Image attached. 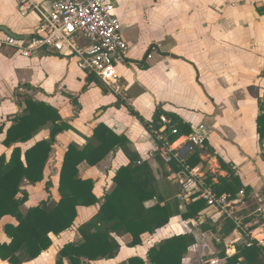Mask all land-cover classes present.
I'll return each mask as SVG.
<instances>
[{
	"label": "crops",
	"instance_id": "1",
	"mask_svg": "<svg viewBox=\"0 0 264 264\" xmlns=\"http://www.w3.org/2000/svg\"><path fill=\"white\" fill-rule=\"evenodd\" d=\"M114 3L129 52L126 62L118 67L116 82L110 86L97 78L90 83L89 75L72 58L50 51L25 58L13 48L0 46V127L4 126L0 134V158L4 156L9 161L14 148L25 152L49 138L45 130L26 144L10 148L3 144L12 121L23 113L24 107L20 105L23 96L29 95L57 109L73 127L58 136L45 180L24 186L29 200L21 211L25 214L48 199V182L52 183L53 199L60 201V173L65 154L70 145L85 147L100 125L126 137L130 151L150 166L162 203L177 200L185 211L191 201L180 199L183 178L158 156L161 137L157 140L132 114L134 111L151 123L156 112L162 110L163 116H173L191 129L204 125L211 131L205 150L198 154L201 161L195 167L201 168L206 182L211 175L214 183H218V176H229L219 160L230 164L243 185L251 189L249 201L243 202L237 214L243 217L264 214V152L259 130L264 121L260 103L264 89V0H114ZM43 6L49 10L48 3ZM39 25V14L22 18L15 0H0V31L31 39L37 35ZM38 64L59 70L52 72V77L39 69ZM55 75L59 76L57 81L53 80ZM165 129L167 125L161 132ZM179 138L173 142L176 146L185 141ZM185 155L187 160L193 156ZM129 164L121 149L113 151L97 166L82 163L80 178L94 181V194L101 203L79 207L74 226L59 236L51 234L52 247L25 264H57L64 246L81 240L79 228L99 212L105 196L115 188L117 172ZM209 165L211 169L206 174ZM156 204L158 199L147 202L146 207ZM201 218L204 219L199 222ZM200 219L174 217L166 227L144 234L142 245L137 247L130 246L131 235H114L121 246L118 255L92 264H129L135 257L148 262L149 251L162 241L191 232L197 243L184 257L183 264L222 260L223 253L227 261L219 264H227L237 254L238 247L245 244L246 237L233 231L223 238L222 218L213 209L205 211ZM206 222L213 227L219 225L218 234L204 232L202 225ZM247 224L264 230L258 219ZM7 225L17 226L18 222L10 216L2 219L1 244L10 242L5 233ZM218 245L224 246V252L221 253ZM0 264L10 263L0 259ZM64 264L71 262L65 259Z\"/></svg>",
	"mask_w": 264,
	"mask_h": 264
},
{
	"label": "trees",
	"instance_id": "2",
	"mask_svg": "<svg viewBox=\"0 0 264 264\" xmlns=\"http://www.w3.org/2000/svg\"><path fill=\"white\" fill-rule=\"evenodd\" d=\"M95 79V76L89 75L90 83ZM20 105L24 107L23 113L12 121L13 125L8 129L3 144L8 148L16 144H26L45 130L49 132V138L37 142L25 152L21 148H14L9 161L4 156L0 158V222L7 216L15 218L18 222L17 226L5 227L10 242L0 243L2 261L25 264L36 260L52 247L51 234L59 236L74 226L79 207H94L100 204V200L94 194V181L81 179L79 166L85 162L97 166L116 149H121L125 153L130 164L117 172L114 190L105 196L99 212L79 228L81 240L64 246L60 251L57 264H64L65 259L71 264H92L112 260L121 248L114 235L119 237L131 235L130 246L137 247L142 245L141 238L144 234H153L166 227L172 218L181 216L184 220H199L205 211L209 210L205 201L195 197L186 204L185 211L181 210L177 200L163 204V200L159 198L157 180L150 166L130 151L126 137L118 136L108 127L100 125L96 128L93 138L88 139L85 147L70 145L65 154L60 173V201L56 202L53 199L50 192L52 183L48 182L46 184L48 199L24 214L21 209L29 200V194L24 190V186L35 185L45 180V171L52 159L58 136L73 130V127L62 118L57 109L38 102L29 95L22 97ZM132 114L157 140L161 137L158 140L159 146L165 143L172 144L180 136L192 132L191 127H187L173 116H167L170 123L167 129L161 132V128L165 126L160 125L161 117L165 114L162 110L156 112L151 123H146L134 111ZM174 129H177V134L173 133ZM3 130L4 126H1L0 134ZM259 130L263 140L264 121L260 123ZM200 161L198 154H195L188 159L186 166L194 168ZM219 164L229 176H218V183H214L213 177L208 175L207 185L218 195H227L229 199H234L243 192V201H249L251 189L243 185L234 168L223 160H219ZM171 166L175 171L182 170L180 164L174 163ZM155 199H158V204L147 208L146 203ZM242 215L238 214L245 224L256 219L264 224V214L250 217ZM219 227V225L213 227L209 222L202 225L204 232L213 231L217 234ZM234 229L235 224L232 220H222L220 234L223 238L228 237ZM196 243L197 239L193 232L174 236L152 248L148 253V262L135 257L129 260V264H183L184 257ZM218 247L221 253L224 252L223 245ZM220 257L225 258L226 254L223 253ZM227 264H264V253L257 246L249 248L243 244L238 247L237 254L228 259Z\"/></svg>",
	"mask_w": 264,
	"mask_h": 264
},
{
	"label": "built area",
	"instance_id": "3",
	"mask_svg": "<svg viewBox=\"0 0 264 264\" xmlns=\"http://www.w3.org/2000/svg\"><path fill=\"white\" fill-rule=\"evenodd\" d=\"M22 18L32 13L40 16L37 35L31 39H20L0 31V46L17 50L25 58H34L42 51H50L76 61L78 68L88 75H93L105 85H112L118 77V67L126 62L129 45L123 35L120 19L116 14L114 0H15ZM49 4V10L44 4ZM264 114V89L260 98ZM160 123L168 125L170 121L162 116ZM177 134V129L173 130ZM211 131L204 125L194 126L191 134L181 136L185 139L180 146L163 144L158 148L159 158L167 165L180 164L179 176L182 201L193 197L207 203L223 219H230L235 224L234 232L246 237L245 245L259 247L264 253V230L257 226L250 230L238 216L237 209L242 206L244 193L229 199L227 195H218L208 186L199 167L186 166L188 154H201L205 150ZM179 138V139H180ZM264 152V139L261 141ZM208 260L204 264H219L227 261Z\"/></svg>",
	"mask_w": 264,
	"mask_h": 264
},
{
	"label": "rangeland",
	"instance_id": "4",
	"mask_svg": "<svg viewBox=\"0 0 264 264\" xmlns=\"http://www.w3.org/2000/svg\"><path fill=\"white\" fill-rule=\"evenodd\" d=\"M72 61H73V59H71ZM74 62V61H73ZM73 62H70L71 63V66H73ZM38 67H39V69L40 68H42V70H43V72L46 74V75H50V74H52V72H54V71H58L59 70V68H56V67H53V66H50V65H48V64H44V65H39L38 64ZM52 77H53V74H52ZM58 77L59 76H56L55 75V77L53 78V80L54 81H57V79H58ZM67 91H71L72 92V90H68V88H67Z\"/></svg>",
	"mask_w": 264,
	"mask_h": 264
},
{
	"label": "water",
	"instance_id": "5",
	"mask_svg": "<svg viewBox=\"0 0 264 264\" xmlns=\"http://www.w3.org/2000/svg\"><path fill=\"white\" fill-rule=\"evenodd\" d=\"M7 34L12 35V34L9 33V32H7ZM215 161H216V160H215ZM210 169H211V165H209V166L206 168V174H209ZM202 219H204V218H201L199 222H202Z\"/></svg>",
	"mask_w": 264,
	"mask_h": 264
}]
</instances>
